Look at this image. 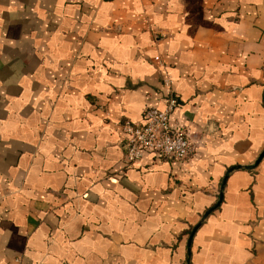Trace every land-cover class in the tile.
I'll list each match as a JSON object with an SVG mask.
<instances>
[{
	"label": "crops",
	"instance_id": "1",
	"mask_svg": "<svg viewBox=\"0 0 264 264\" xmlns=\"http://www.w3.org/2000/svg\"><path fill=\"white\" fill-rule=\"evenodd\" d=\"M263 150L264 0H0V264H264Z\"/></svg>",
	"mask_w": 264,
	"mask_h": 264
},
{
	"label": "built area",
	"instance_id": "2",
	"mask_svg": "<svg viewBox=\"0 0 264 264\" xmlns=\"http://www.w3.org/2000/svg\"><path fill=\"white\" fill-rule=\"evenodd\" d=\"M167 96L165 107H145L142 122L124 121L119 124L126 135L125 159L127 165L137 163L146 151L153 152L169 161H182L196 151V142L186 133L183 126L171 124V113L177 99L168 78L163 80Z\"/></svg>",
	"mask_w": 264,
	"mask_h": 264
},
{
	"label": "water",
	"instance_id": "3",
	"mask_svg": "<svg viewBox=\"0 0 264 264\" xmlns=\"http://www.w3.org/2000/svg\"><path fill=\"white\" fill-rule=\"evenodd\" d=\"M263 155H264V150H263V152L260 154L259 158H261Z\"/></svg>",
	"mask_w": 264,
	"mask_h": 264
}]
</instances>
